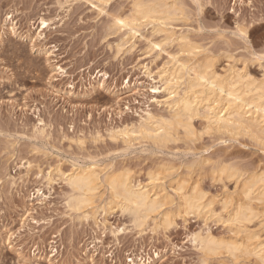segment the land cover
Listing matches in <instances>:
<instances>
[{
    "label": "rangeland",
    "instance_id": "374dc122",
    "mask_svg": "<svg viewBox=\"0 0 264 264\" xmlns=\"http://www.w3.org/2000/svg\"><path fill=\"white\" fill-rule=\"evenodd\" d=\"M176 1L183 7L168 27L201 46L198 58L208 55L220 72L234 66L264 81L259 51H248L237 29L260 27L264 0ZM133 3L109 0L102 11L96 0H0V264H221L220 258L232 264L223 255L205 261L193 240L207 227L229 236L222 220L206 223L175 211L173 225L161 224L160 215L138 226L111 203L95 218L68 205L73 191L59 169L94 163L129 169L143 183L149 172H161L159 182L170 192L167 183L186 175L188 184L200 180L219 198L234 191L237 176H210L214 162L241 168V180L264 169V148L254 139L212 133L201 118L194 120L197 135L181 134L182 142L126 141L124 131L149 112L168 114L163 78L179 52L176 42L152 44L162 38L152 24L119 50L129 35L111 26L113 17L131 15ZM100 193L96 205L110 200L105 186ZM179 201L175 196L174 207ZM248 224L264 240V213Z\"/></svg>",
    "mask_w": 264,
    "mask_h": 264
},
{
    "label": "bare ground",
    "instance_id": "6f19581e",
    "mask_svg": "<svg viewBox=\"0 0 264 264\" xmlns=\"http://www.w3.org/2000/svg\"><path fill=\"white\" fill-rule=\"evenodd\" d=\"M96 1L99 2L98 5L103 6L100 10L109 2V0ZM182 7L177 6L176 0H134L131 15L112 16L111 26L119 31L124 30V36L129 35L118 44L119 50L126 48L142 26L148 24H152L154 31L162 34L161 41H151L154 46H160L162 42L164 44L176 42L179 49L177 55L175 53L173 56V67L163 78L167 92L164 104L168 108V114L157 113V115L149 112L137 127L131 131H124L126 141L135 139L153 144L155 147H163L171 141L178 139L181 141L182 137L190 139L198 132L194 120L201 118L206 123L205 128L212 133L224 134L232 138L248 135L257 142V145L260 144L264 148V81H257L246 71L234 66L227 72H220L215 67L212 57L208 55L203 59L198 58L199 52L196 50L201 46L187 34H178L168 27V21L173 19L177 10ZM46 23V20L42 19V28ZM181 134L184 136L180 137ZM202 160L203 158L200 165L203 164ZM195 161L191 163L195 164ZM219 162L220 164L214 165V162L213 167L210 166L212 168L209 171L210 176L216 178L217 174L220 180L224 176L230 179L237 176L234 191L225 193L223 198H219L220 194L217 193L209 194L203 184H200V180L188 184L189 179L185 177L186 175L171 179L170 184L167 183L172 192L168 190L166 183L159 182L162 178L161 172H149V181L143 183L133 176L134 174L131 175L129 169L110 170L93 163L83 169H73L69 172L59 169V175L67 181L73 191L68 205L74 210L83 211L87 218L90 216L95 218L99 210L105 212L106 204L111 203L118 206L122 212H129L138 226L144 225L148 218L156 221L157 217L154 219L153 216L160 215L161 224L166 227L173 225L175 211L185 215L203 216L206 223L211 218L222 220L228 224L229 236H217L210 227H207L205 232L200 231L193 235V240L203 252L205 261L210 256L223 255L231 259L232 264H247L245 260L264 264V240L260 238L258 230L248 228V223L254 217L264 213L262 205L264 204V169L241 180V168L234 169L233 164ZM173 166L167 167V163L164 165L167 170L174 168ZM164 171L167 172L166 169ZM207 173L205 172V175ZM103 186L109 190L110 200H107L108 202L105 200L103 205H96V199L103 200L104 193L103 195L100 193ZM175 196L180 201L176 202L174 207ZM235 197L236 206L232 207ZM224 260L220 258V263L225 264Z\"/></svg>",
    "mask_w": 264,
    "mask_h": 264
},
{
    "label": "snow or ice",
    "instance_id": "6c2138e0",
    "mask_svg": "<svg viewBox=\"0 0 264 264\" xmlns=\"http://www.w3.org/2000/svg\"><path fill=\"white\" fill-rule=\"evenodd\" d=\"M123 23V21H120ZM249 25L245 23L244 25H237L239 31V36L243 39L244 44L247 46V50L251 53H256L259 51L260 55L256 58L261 61L262 66H264V22L261 23L260 27L252 28L249 31Z\"/></svg>",
    "mask_w": 264,
    "mask_h": 264
}]
</instances>
